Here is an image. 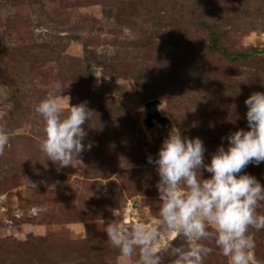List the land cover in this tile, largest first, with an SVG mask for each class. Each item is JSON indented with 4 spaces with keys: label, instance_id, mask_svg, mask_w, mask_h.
<instances>
[{
    "label": "rangeland",
    "instance_id": "rangeland-1",
    "mask_svg": "<svg viewBox=\"0 0 264 264\" xmlns=\"http://www.w3.org/2000/svg\"><path fill=\"white\" fill-rule=\"evenodd\" d=\"M156 22L169 25L145 47ZM201 22L209 29L193 26ZM66 36L86 48L66 45ZM87 52L102 65L87 69ZM253 92H264V0H0V130L9 136L0 155V264H138L112 246L105 226L158 223L159 176L147 157L178 129L204 142L209 162L222 137L247 129ZM49 93L65 112L67 97L94 112L83 126L93 147L69 167L40 151L35 107ZM151 100L164 127L144 123ZM243 172L264 186V162ZM250 232V255L264 264V230ZM169 242L184 240L161 238L162 264H173ZM205 243L204 264H229Z\"/></svg>",
    "mask_w": 264,
    "mask_h": 264
},
{
    "label": "clouds",
    "instance_id": "clouds-1",
    "mask_svg": "<svg viewBox=\"0 0 264 264\" xmlns=\"http://www.w3.org/2000/svg\"><path fill=\"white\" fill-rule=\"evenodd\" d=\"M67 98L66 112L51 93L35 107L44 123L40 151L59 167L71 166L93 147V142L85 143L83 126L94 112L85 102L70 105ZM244 104L247 129L222 137L209 162H205L204 142L182 136L178 129L162 140L155 159L147 157L159 176V221L129 227L117 218L107 223V240L121 256L136 255L138 264H162L156 245L170 235L184 240L178 246L168 244L173 264H204L212 252L208 241L214 242L229 264H255L250 229L264 230V186L243 170L264 162V92L251 93ZM235 118L239 119L238 114ZM8 144V134L0 130V155ZM201 170L210 176L202 178Z\"/></svg>",
    "mask_w": 264,
    "mask_h": 264
},
{
    "label": "trees",
    "instance_id": "trees-1",
    "mask_svg": "<svg viewBox=\"0 0 264 264\" xmlns=\"http://www.w3.org/2000/svg\"><path fill=\"white\" fill-rule=\"evenodd\" d=\"M172 23L173 22H171V26L173 25ZM167 25H169V24H164V23H160V22L154 23L153 27H152L153 29L150 31L149 36L147 38H145L144 40H142L143 46L146 47V45H150V43L153 39V36L156 35L158 29H160L161 27H166ZM193 26H197V27L203 28V29H209L210 25L207 23L201 22V23H194ZM65 39H66V42H65L66 45L69 44L71 41H75L78 43L80 42L84 46V48H86V46H87V41H83V40L79 39L78 36H66ZM214 40L215 41L218 40L217 35L214 36ZM215 47L218 50H220L221 52H223V50L219 49L217 46H215ZM87 53H88L87 58H86L87 69H89L91 63H95L97 65H102L92 52H87ZM135 88L137 89V91H139V89H140L139 86H137V84L135 85Z\"/></svg>",
    "mask_w": 264,
    "mask_h": 264
},
{
    "label": "water",
    "instance_id": "water-1",
    "mask_svg": "<svg viewBox=\"0 0 264 264\" xmlns=\"http://www.w3.org/2000/svg\"><path fill=\"white\" fill-rule=\"evenodd\" d=\"M144 110H145L144 123L148 128L149 126H152L154 122L160 124L162 127H164L168 123L167 118L162 116L158 110L157 100L148 101L144 106Z\"/></svg>",
    "mask_w": 264,
    "mask_h": 264
}]
</instances>
